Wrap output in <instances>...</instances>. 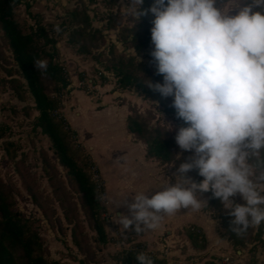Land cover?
Here are the masks:
<instances>
[{
  "label": "rangeland",
  "instance_id": "obj_1",
  "mask_svg": "<svg viewBox=\"0 0 264 264\" xmlns=\"http://www.w3.org/2000/svg\"><path fill=\"white\" fill-rule=\"evenodd\" d=\"M28 5L33 16H42L43 24L56 40L59 62L70 76L71 85L62 96L61 114L78 132L79 142L100 169L101 178H96L100 187L105 188L100 205L106 209L102 214L108 219H102L101 215L108 235V244L101 245L88 225L78 194L59 165L49 138L34 126L38 112L33 108V99L28 94L22 101L13 90L12 78H21L0 30V178L11 190L16 211L29 219L42 237L47 257L61 264H122L120 258L125 252L136 250L152 254L166 264H264V250L259 244H248L244 248L232 245L206 193L200 197L207 201L206 205L197 211L182 208L164 215L155 230L139 234L131 230L124 232L114 222L117 215L128 213L126 204L120 205L126 196L131 202V196L137 192L156 191L168 180L175 182L173 173L191 155L175 143L176 157L172 163L144 161L142 146L145 143L128 133L127 117L132 113L146 115L151 129L160 128L173 140L180 125L165 115L157 103L144 99L135 90L118 89L116 79L106 73L102 65L89 56L79 55L68 43V11L84 5L93 26L104 35L102 49L115 44L119 53L132 55L118 37L123 26L132 25L131 9L135 5L132 0H24L15 15L26 28L34 24ZM235 11L233 8L230 14ZM102 75L107 77V83L103 82ZM11 152L15 154L13 159ZM45 158L61 180L59 188L68 194L69 204L65 209H73L70 214L76 218L73 224L66 221L62 199L46 175ZM187 175L197 181L193 171ZM231 199L245 203L239 194ZM223 211L229 212L224 207ZM76 222L82 234L80 238L86 242L85 251L79 250L72 240ZM192 225L201 227L205 233L204 250L195 249L186 235V228ZM257 227L251 226L254 231Z\"/></svg>",
  "mask_w": 264,
  "mask_h": 264
},
{
  "label": "clouds",
  "instance_id": "obj_2",
  "mask_svg": "<svg viewBox=\"0 0 264 264\" xmlns=\"http://www.w3.org/2000/svg\"><path fill=\"white\" fill-rule=\"evenodd\" d=\"M132 0L131 15L152 14L150 56L162 82L144 83L171 97L184 122L174 140L190 151L173 173L175 182L159 190L126 196L128 213L117 215L122 230H155L164 215L199 210L211 192L243 236L264 223V0ZM235 8L234 14L230 11ZM36 66L46 68L44 61ZM195 170L198 182L189 172ZM239 194L245 203L232 197ZM119 205V206H120ZM118 206V207H119ZM137 264H155L144 252Z\"/></svg>",
  "mask_w": 264,
  "mask_h": 264
},
{
  "label": "trees",
  "instance_id": "obj_3",
  "mask_svg": "<svg viewBox=\"0 0 264 264\" xmlns=\"http://www.w3.org/2000/svg\"><path fill=\"white\" fill-rule=\"evenodd\" d=\"M152 0H144L140 8L146 9ZM24 4V0H0V30L2 40L10 51L16 64V71L21 78H12L13 90L17 97L24 101L29 94L34 101V109L38 112L34 126L46 135L51 148L64 169L65 176L75 193L78 194L84 216L90 228L96 233L97 242L108 244V235L105 224L101 219L104 211L100 205V196L105 188L98 187L93 180L96 174L101 178L100 169L91 156L85 151L78 140V132L74 130L67 119L61 114L63 92L71 85V80L65 67L59 62V51L56 40L43 24L41 15H32L34 24L24 27L17 20L15 10ZM69 34L68 43L74 47L79 55L89 56L94 62L102 65L104 71L116 79V86L120 90H135L144 99L159 105L162 112L180 126L184 122L177 118L175 109L171 106V97L163 98L158 92L150 89L144 81L162 82V75L156 73L155 62L150 56L153 45L150 41V28L152 14L133 17L130 27L123 26L119 31V41L122 46L131 50L132 55L119 53L117 46L111 44L109 48L102 49L104 35L100 29L95 28L90 14L84 5H77L68 11ZM116 28V26H114ZM112 27V28H114ZM145 55V58L139 56ZM44 61L46 68L36 66V61ZM11 75H13L11 73ZM107 83V77L102 75ZM127 131L136 140L143 141L146 146L145 157L161 164L175 161V142L173 138L162 129H151L146 115L132 113L127 117ZM15 154L11 152L13 159ZM44 169L50 184L56 189L62 199L65 219L73 224L76 218L72 217V208L65 209L69 204L68 194L59 188L61 180L56 175L52 163L45 158ZM197 182L202 179L193 170ZM210 205L219 213L222 224L229 235L234 247L244 248L248 244H259L264 250V223L254 231L251 227L243 236H236L231 231L230 217L223 211V205L218 198H213L211 192L206 193ZM76 212V211H75ZM79 225L74 224L72 240L79 250H84L86 242L80 238ZM186 235L195 249L204 250L207 239L201 227L192 225L186 228ZM136 250L126 251L120 258L122 264H137ZM155 264H166L150 254ZM0 264H61L50 260L45 251L44 241L33 223L20 215L15 208L14 197L11 190L0 178ZM207 264H216L208 262Z\"/></svg>",
  "mask_w": 264,
  "mask_h": 264
},
{
  "label": "built area",
  "instance_id": "obj_4",
  "mask_svg": "<svg viewBox=\"0 0 264 264\" xmlns=\"http://www.w3.org/2000/svg\"><path fill=\"white\" fill-rule=\"evenodd\" d=\"M96 176H97L96 174L93 175V180L96 181V182L98 183L99 180H97ZM98 187H99V189H100V185H99V184H98ZM100 197H101V196H100ZM107 204H109V202H107ZM102 207H103V209H104L103 212H106V211H105L106 209L104 208V206H102ZM104 218L107 219V217H106V216H103V214H102V219H104ZM107 221H108V219H107Z\"/></svg>",
  "mask_w": 264,
  "mask_h": 264
},
{
  "label": "crops",
  "instance_id": "obj_5",
  "mask_svg": "<svg viewBox=\"0 0 264 264\" xmlns=\"http://www.w3.org/2000/svg\"><path fill=\"white\" fill-rule=\"evenodd\" d=\"M145 154H146V147L143 145L142 146V157H143L144 161L146 160Z\"/></svg>",
  "mask_w": 264,
  "mask_h": 264
}]
</instances>
